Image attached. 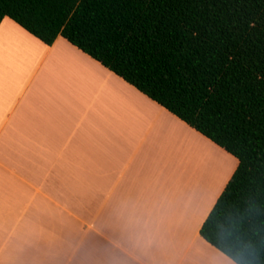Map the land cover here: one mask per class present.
<instances>
[{
	"label": "crops",
	"instance_id": "0c3cea01",
	"mask_svg": "<svg viewBox=\"0 0 264 264\" xmlns=\"http://www.w3.org/2000/svg\"><path fill=\"white\" fill-rule=\"evenodd\" d=\"M197 143L219 147L63 37L3 18L0 264H235L199 230L237 160L189 201Z\"/></svg>",
	"mask_w": 264,
	"mask_h": 264
},
{
	"label": "trees",
	"instance_id": "16d2710c",
	"mask_svg": "<svg viewBox=\"0 0 264 264\" xmlns=\"http://www.w3.org/2000/svg\"><path fill=\"white\" fill-rule=\"evenodd\" d=\"M51 45L66 39L237 160L199 233L264 264V0H0Z\"/></svg>",
	"mask_w": 264,
	"mask_h": 264
},
{
	"label": "rangeland",
	"instance_id": "374dc122",
	"mask_svg": "<svg viewBox=\"0 0 264 264\" xmlns=\"http://www.w3.org/2000/svg\"><path fill=\"white\" fill-rule=\"evenodd\" d=\"M194 150H196L194 154H189L192 162H188L187 188L185 197L182 196V198L195 201L203 197V204H205L211 199L212 194L220 190L231 173L236 159L230 154V156H224L219 147L208 148L204 143L202 145L197 143ZM201 161L202 163H200Z\"/></svg>",
	"mask_w": 264,
	"mask_h": 264
}]
</instances>
